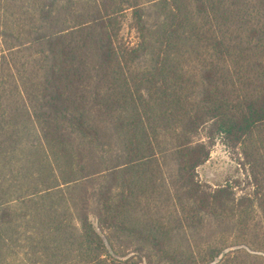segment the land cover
<instances>
[{
  "label": "trees",
  "instance_id": "obj_1",
  "mask_svg": "<svg viewBox=\"0 0 264 264\" xmlns=\"http://www.w3.org/2000/svg\"><path fill=\"white\" fill-rule=\"evenodd\" d=\"M217 135L264 172V0H0V264H264Z\"/></svg>",
  "mask_w": 264,
  "mask_h": 264
},
{
  "label": "rangeland",
  "instance_id": "obj_2",
  "mask_svg": "<svg viewBox=\"0 0 264 264\" xmlns=\"http://www.w3.org/2000/svg\"><path fill=\"white\" fill-rule=\"evenodd\" d=\"M120 38L125 45L132 46L137 43V36L131 27L130 12H126L122 17V27ZM203 137V132H202ZM204 138V137H203ZM261 166H249L241 146H233L227 143L220 135L215 137L211 146L210 154L205 163L197 168L198 179L212 187L229 185L233 188L236 196H254L255 189H258V198L264 196V172ZM252 171L257 172L261 185L257 188L252 180ZM261 174V175H260ZM263 195V196H262ZM256 199V198H255ZM264 219L260 209L254 205L249 219V228L246 230V238L252 247L260 248L264 251ZM236 235V233H234ZM232 233H226L229 239H233Z\"/></svg>",
  "mask_w": 264,
  "mask_h": 264
},
{
  "label": "water",
  "instance_id": "obj_3",
  "mask_svg": "<svg viewBox=\"0 0 264 264\" xmlns=\"http://www.w3.org/2000/svg\"><path fill=\"white\" fill-rule=\"evenodd\" d=\"M225 252H226V250L223 251V252L219 255L218 259L221 258V256H222Z\"/></svg>",
  "mask_w": 264,
  "mask_h": 264
}]
</instances>
